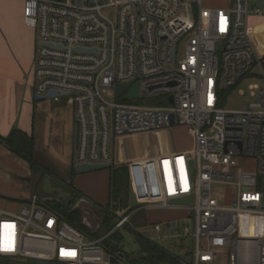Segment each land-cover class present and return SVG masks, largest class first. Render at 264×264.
I'll list each match as a JSON object with an SVG mask.
<instances>
[{
	"label": "built area",
	"instance_id": "1",
	"mask_svg": "<svg viewBox=\"0 0 264 264\" xmlns=\"http://www.w3.org/2000/svg\"><path fill=\"white\" fill-rule=\"evenodd\" d=\"M206 1L24 0L23 20L37 39L34 93L54 92L50 99L72 109L74 166L114 165L121 135L183 127L192 152L168 150L129 162L135 206L193 215V230L184 225L179 232L192 238L193 259L181 264H207L221 249L231 252L230 264H264V86L247 108L223 106L224 93L251 76L254 66L264 79L263 58L248 38L249 14L262 16L263 10H250L249 0ZM136 83L138 96L131 98ZM117 84H127L118 96L169 103H117ZM213 184L234 192L220 204ZM181 197L189 202H169ZM20 205L15 211L0 207V264H128L99 245L128 215L104 238L87 242L38 195ZM248 216L258 217L257 237L239 234ZM153 229L159 232L160 224Z\"/></svg>",
	"mask_w": 264,
	"mask_h": 264
},
{
	"label": "rangeland",
	"instance_id": "2",
	"mask_svg": "<svg viewBox=\"0 0 264 264\" xmlns=\"http://www.w3.org/2000/svg\"><path fill=\"white\" fill-rule=\"evenodd\" d=\"M227 0H210L206 1V4L221 5L224 4ZM23 4L24 0H0V13H19L22 10L23 13ZM258 7L263 10L262 16L255 15L252 11L249 14L248 19V38L251 41V44L255 48V51L260 56L262 54V48H264V0H249V9ZM263 69H264V59H263ZM263 73L260 67L254 66L251 76L244 78L238 83V86L226 91L223 96V106L228 109H244L250 103L255 101V92L259 87L264 86V79L262 78ZM113 96V92H110V97ZM45 105H49L50 108H53L57 105L52 102V99H44ZM115 102L121 103H130V104H140V105H152V106H163L168 105L166 98L148 96L147 98L139 97L137 99L128 98L126 95L118 96L114 98ZM61 104V103H58ZM62 105V104H61ZM63 106V105H62ZM64 108V107H63ZM66 113H69L67 109ZM74 136L78 139V129L76 124H74ZM114 148H117V151L114 155L113 162L114 168L122 169L115 172V176H125L129 177V166L130 161L135 159H149L153 154L163 153L168 150H177L187 149L191 152L193 151V139L190 134L181 126L164 128L162 130H151L144 133H134V134H124L119 136L114 142ZM36 171H32L29 168L27 162L23 159H20L11 151H9L3 144L0 143V207L5 208L10 211H15L16 207L20 203L27 199L31 194H36L38 197L43 198L46 196L42 193V180L45 175L50 176L54 186H61L64 189L65 185H68V182H62L57 179V175L52 170L35 163ZM39 166V167H38ZM112 165L101 170H91L90 172L77 173V177L73 178V181H69L77 192L80 193V199L74 205L75 208H80L83 213V224L85 227L80 229L84 235V240L91 242L96 239H102L106 234L115 227L116 221L124 215H128V220L126 224L115 230V233L120 236L119 239H113L106 237L99 243L102 249L107 253H119L123 252H134L136 253L139 250L138 243L134 236L140 234L145 238H156L154 229L151 222L161 221L160 219H168L173 221L172 225L176 228L183 227L184 225L190 226L193 230V215L192 218L188 215V212L185 210L181 211H171L168 208L166 209H157L149 210L145 208H139L138 206L129 207L127 197L119 196L114 194L112 196V201L109 202V205L106 209L114 213V226L109 230H100L97 237H93L89 231H97L96 226H100L101 220V209H105L106 204L109 200L108 187H109V176L110 173H113ZM113 176V174H112ZM124 177V178H125ZM128 189L129 191V178H128ZM65 184V185H63ZM125 186V185H124ZM67 191V189H65ZM211 191L218 198L220 204L226 202L227 199L231 197L234 190L231 187H226L219 184H213L211 186ZM52 198H55V194L50 195ZM13 202H16L18 205H14ZM55 200L43 201V205L51 210L55 211ZM127 205V207H126ZM21 206V205H20ZM19 206V207H20ZM257 216H248L242 218V225L239 228V234L247 237H257ZM253 224L255 228H252ZM172 226V227H173ZM88 228V229H86ZM89 230V231H88ZM151 240V241H152ZM169 240V239H167ZM167 240L159 241L154 240L158 243H162L168 249H182L183 252L178 255L181 260H185L187 263H191L193 255L189 254L190 248H192V238H183L182 239H171L169 242ZM180 245L177 242L179 241ZM116 247V248H115ZM190 249V250H189ZM232 259L231 252L225 257L220 255L215 263L213 264H230ZM121 262L127 263L123 257L120 259ZM212 264V263H210Z\"/></svg>",
	"mask_w": 264,
	"mask_h": 264
},
{
	"label": "crops",
	"instance_id": "3",
	"mask_svg": "<svg viewBox=\"0 0 264 264\" xmlns=\"http://www.w3.org/2000/svg\"><path fill=\"white\" fill-rule=\"evenodd\" d=\"M36 46V32L24 23L22 10L19 13H0V136L5 137L14 128L32 136L35 163L54 169L57 179L69 183L77 177L73 157L78 139L73 133V112L53 100L57 106L50 108L45 105L44 99L36 98L33 73ZM261 57L264 59V55ZM66 109L69 113H66ZM157 209L163 208H149ZM168 209L180 213L185 211L182 208ZM168 219L170 217L151 222L152 227L156 223L161 227L159 232L154 230L156 238L152 237L153 241L182 239L179 237L180 228L173 226V221ZM96 227L95 230L98 229ZM174 242L180 245V240ZM159 244L166 248L162 243ZM190 249L189 254L192 255L193 248ZM168 251L178 256L184 250ZM217 251L212 262L207 264L215 263L220 255L227 257L229 254L228 250Z\"/></svg>",
	"mask_w": 264,
	"mask_h": 264
},
{
	"label": "trees",
	"instance_id": "4",
	"mask_svg": "<svg viewBox=\"0 0 264 264\" xmlns=\"http://www.w3.org/2000/svg\"><path fill=\"white\" fill-rule=\"evenodd\" d=\"M0 142L17 157L27 162L29 168L32 171L37 170L33 156L34 141L32 136H28L21 130L14 128L5 137L0 136ZM120 169H122V166L120 168H114L113 171H111L113 173H110V181L108 187L109 200L105 206V209H101L100 226L97 231L88 230L93 237H97L100 230L106 231L114 226L115 215L114 213L106 209L109 205V202L112 201V196H114V194H117L119 196H122L124 194V197H127L128 201V178L125 176L119 177V175H114L115 172L120 171ZM68 185L69 186L65 185V189H67V191L70 193L69 198H67L66 200L53 199L57 202L55 204V212L58 213L64 221L75 227L77 230H80L85 227V225L83 224V213L80 208H75L74 206L80 199V193L77 192L71 184L68 183ZM108 237L120 240V236H118V234L115 232H113ZM134 238L139 246V250L136 253L123 251L117 253L120 254L125 260H127L128 264H181L180 257L169 252L168 249L161 246L158 242L153 240L151 241L149 238H145L140 234H136Z\"/></svg>",
	"mask_w": 264,
	"mask_h": 264
},
{
	"label": "water",
	"instance_id": "5",
	"mask_svg": "<svg viewBox=\"0 0 264 264\" xmlns=\"http://www.w3.org/2000/svg\"><path fill=\"white\" fill-rule=\"evenodd\" d=\"M127 84H117V96L126 89ZM54 92L48 93L46 96H37V99H47L49 98L50 95H54ZM128 96L133 98L138 96V88H137V83L133 85L132 89L129 90ZM169 100L171 101V97H169ZM171 117V125L173 124V117ZM75 171L76 173H84V172H90L91 170H101L105 169L108 167L107 164H96V163H89V164H76L75 166ZM42 193L46 196L42 198V201H50V200H66L69 198L70 193L66 191L63 187L61 186H54L53 182L50 178V176L45 175L43 180H42ZM129 197H128V206L133 207L136 205V197L134 193H132L131 190L128 191ZM55 194L56 197L52 198L50 195ZM189 197H181L178 199H171L169 202L172 204H186L189 202ZM113 263L117 262V260L112 257L110 259ZM205 264V263H202Z\"/></svg>",
	"mask_w": 264,
	"mask_h": 264
}]
</instances>
